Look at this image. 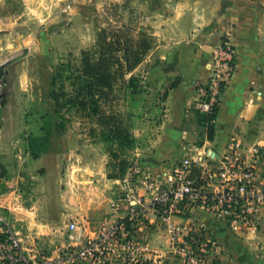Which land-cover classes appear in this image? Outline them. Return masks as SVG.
<instances>
[{
	"label": "crops",
	"instance_id": "crops-1",
	"mask_svg": "<svg viewBox=\"0 0 264 264\" xmlns=\"http://www.w3.org/2000/svg\"><path fill=\"white\" fill-rule=\"evenodd\" d=\"M131 2L157 13L153 27L161 41L162 53L161 62L152 73L181 79L165 101L172 124L167 133L161 134L156 148L142 160L143 168L158 174L167 162L183 155V145L190 133L182 127L184 118L188 109L198 102L199 88L209 81L215 53L226 41L235 55V74L221 95L213 121V139L206 137L204 144L196 148L222 153L234 137L246 145H261L260 170L264 180V0ZM23 120L20 114H5L1 133L7 137L0 136V165L5 172L0 185L7 196L6 207L10 210L7 213L16 232L35 251H39L43 241L51 245L74 244V240L63 239L72 220L83 223L86 232L93 235L111 212L119 180L108 178L105 163L98 170L90 171L86 161L88 167L83 168L79 179V194L75 195L78 183L73 176L68 177L61 209L52 214L42 199L52 190L49 154L35 157L19 143L18 138L25 129ZM7 141L12 143L2 144ZM26 184L29 197L24 199ZM172 222L180 227L187 223L203 227L221 251L222 264H264V222L256 232L234 230L201 209L184 218H172ZM153 232L152 248L169 252L168 233L162 229Z\"/></svg>",
	"mask_w": 264,
	"mask_h": 264
},
{
	"label": "rangeland",
	"instance_id": "rangeland-1",
	"mask_svg": "<svg viewBox=\"0 0 264 264\" xmlns=\"http://www.w3.org/2000/svg\"><path fill=\"white\" fill-rule=\"evenodd\" d=\"M154 16L157 13L131 0H0V136L7 137L1 133L5 114H20L25 129L19 143L35 157L49 154L52 190L42 199L52 214L61 209L68 177L73 176L78 183V195L83 168L90 165V171L98 170L105 163L107 176L115 174L117 167L110 165L111 149L120 160H126L127 171L134 167L140 170L142 160L171 126L163 95L181 79L152 73L162 53L153 27ZM101 30H107L116 41L115 68L123 77L116 87L114 104L103 109L105 115L111 110L119 113L124 130L135 138L131 147L106 143L107 129L100 123L102 119L86 113H66L49 97L58 69L62 65L80 66L85 53L94 50ZM132 76L139 83L137 95L128 87ZM195 105L188 109L182 126L190 132L185 140L190 149L204 144L207 132V127L199 123ZM57 109L70 118L68 122L56 118ZM28 188L26 184L24 199L29 197ZM3 193L0 185V196ZM6 197L0 198V204L7 206ZM69 237L65 232L63 239ZM39 252L41 257H54L67 253V246L43 241Z\"/></svg>",
	"mask_w": 264,
	"mask_h": 264
},
{
	"label": "built area",
	"instance_id": "built-area-1",
	"mask_svg": "<svg viewBox=\"0 0 264 264\" xmlns=\"http://www.w3.org/2000/svg\"><path fill=\"white\" fill-rule=\"evenodd\" d=\"M234 74L233 49L223 42L194 109L200 114L216 111ZM262 149L235 137L222 153L184 144L183 155L167 162L158 174L129 168L119 180L110 214L94 234H88L78 220L70 221L67 233L74 244L54 257H41L28 248L6 215L10 210L0 204V264H222L221 251L203 227L195 223L180 227L172 218L201 209L234 230H259L264 222ZM155 229L168 233L169 252L152 248Z\"/></svg>",
	"mask_w": 264,
	"mask_h": 264
},
{
	"label": "trees",
	"instance_id": "trees-1",
	"mask_svg": "<svg viewBox=\"0 0 264 264\" xmlns=\"http://www.w3.org/2000/svg\"><path fill=\"white\" fill-rule=\"evenodd\" d=\"M131 30V29H130ZM107 30H101L94 50L91 53L86 52L80 66L62 65L56 75L52 78L49 97L54 101L56 106L65 108L66 113L74 111L75 113H86L102 119L100 122L105 125L107 135L106 143H113L118 148L131 147L135 143L134 136H131L123 128V123L118 120L117 112L106 111L103 106L112 105L115 102L116 87L121 77L116 71V41ZM226 42V41H224ZM179 79V78H178ZM129 88L134 94H138L139 83L135 77L130 78ZM177 80L170 89L179 84ZM168 92L163 95V101L167 99ZM59 109L56 110V118L68 122L70 119L65 114H61ZM217 110L210 114H200L197 112L200 125L207 127L206 136L209 140L213 139L214 126L213 121L216 117ZM103 115V116H102ZM104 117V120H103ZM93 130L94 135H97ZM111 157V164L117 167L115 174H109L111 180L122 179L127 172L126 160H120L115 150L108 151ZM37 155V154H36ZM0 179L5 176L3 167L0 165Z\"/></svg>",
	"mask_w": 264,
	"mask_h": 264
}]
</instances>
